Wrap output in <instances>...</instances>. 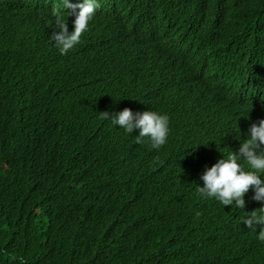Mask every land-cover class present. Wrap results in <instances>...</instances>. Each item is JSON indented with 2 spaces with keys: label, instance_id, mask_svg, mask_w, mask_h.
<instances>
[{
  "label": "trees",
  "instance_id": "trees-1",
  "mask_svg": "<svg viewBox=\"0 0 264 264\" xmlns=\"http://www.w3.org/2000/svg\"><path fill=\"white\" fill-rule=\"evenodd\" d=\"M97 2L61 55L54 13L78 9L0 0V264H264V241L241 222L261 206L252 190L244 209L196 191L264 103V0ZM134 11L160 23L155 65L143 35L113 24ZM166 39L183 53L168 57ZM206 64L219 89L184 102L177 81ZM124 108L167 114L166 144L100 118Z\"/></svg>",
  "mask_w": 264,
  "mask_h": 264
},
{
  "label": "clouds",
  "instance_id": "clouds-1",
  "mask_svg": "<svg viewBox=\"0 0 264 264\" xmlns=\"http://www.w3.org/2000/svg\"><path fill=\"white\" fill-rule=\"evenodd\" d=\"M63 8L78 9L74 13L55 12L53 18L54 30L49 36L53 47L63 55L79 43L81 35L88 30L89 23L93 20L95 11L99 7L97 0H82L81 3L73 5L70 0H59ZM146 12V11H145ZM74 15L72 21L73 28L68 30L67 21L64 16ZM147 15H149L147 13ZM113 24L125 23V28L130 32L132 39L143 35L146 45L140 50L142 60L149 61L155 65L156 61L151 58L150 51L155 52L156 38L159 37L161 30L158 29L157 22L149 17L141 16L139 12H117ZM154 20V21H153ZM108 22V21H107ZM170 21L167 20L165 27ZM122 27V26H121ZM167 30V27L165 28ZM187 38L185 39V44ZM165 48L172 51L168 57H177L181 53L182 47L177 46L176 40L166 39L163 42ZM148 50V52H147ZM173 61V59H171ZM216 67L214 64L201 66L199 74L178 80L177 94L184 102L193 99L201 101L208 93L215 88L219 89L217 77L212 70ZM190 75V74H189ZM221 91V90H220ZM101 119L110 120L112 126H119L125 134L133 133L138 130L135 136L137 143L147 140L149 147L159 150L166 144L169 136V116L155 110H146L142 112H133L129 108H124L109 116L108 112L100 113ZM248 121V120H247ZM247 139L239 144L236 151H231L226 156L222 154L221 158L211 166L207 167L200 175L202 186L197 185L196 191L201 199H214L223 206L231 205L239 209H244V196L249 190H252L251 199L260 203L258 209L252 210L249 215L242 218L243 225L256 233L258 241H264V103L260 112L255 116L252 123L248 122ZM245 165L247 168H245ZM257 225L260 226L257 232Z\"/></svg>",
  "mask_w": 264,
  "mask_h": 264
}]
</instances>
